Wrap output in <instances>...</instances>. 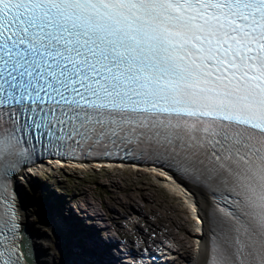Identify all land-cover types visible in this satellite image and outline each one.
<instances>
[{
    "label": "snow or ice",
    "instance_id": "1",
    "mask_svg": "<svg viewBox=\"0 0 264 264\" xmlns=\"http://www.w3.org/2000/svg\"><path fill=\"white\" fill-rule=\"evenodd\" d=\"M120 153L200 192L198 264H264V0H0V264H39L19 165Z\"/></svg>",
    "mask_w": 264,
    "mask_h": 264
},
{
    "label": "rangeland",
    "instance_id": "2",
    "mask_svg": "<svg viewBox=\"0 0 264 264\" xmlns=\"http://www.w3.org/2000/svg\"><path fill=\"white\" fill-rule=\"evenodd\" d=\"M82 167L81 170L70 164H55V167L44 164L37 170H31L33 173H29L27 182H23L27 192L29 218L39 230L44 256L50 264H74L73 259L82 258L81 254L75 256L72 253L81 252L80 248L67 245L68 242L74 243L75 240L71 239L72 227L67 213L76 215L75 210L81 211L84 206H88L93 214L110 215V217L106 216L104 219L99 217L102 219L93 221L98 227L97 230H100V235L105 234L101 231L103 225H108L109 229L117 235L113 238L114 240L123 239L124 231L131 230L136 219L148 218L161 227L158 232L151 235L156 239L153 242L163 237L174 238L177 241L174 245H182L187 250L186 254L196 249L194 243L196 238L193 237L195 231L186 200L174 186L160 177V172L157 174L131 167L123 169H97L89 165ZM55 186L58 189H54ZM60 201L66 203L64 206L66 209H63L64 223L58 220L63 207ZM142 204L145 205V209L140 212L139 206ZM123 207H129L131 214L118 218L117 213L121 212L119 208L123 209ZM114 211L117 213H113ZM137 211L140 214H137ZM78 234L76 232L74 236L80 237V235L77 236ZM151 242L149 238L136 239L131 246L136 249L137 245H149ZM174 256L177 255L174 254Z\"/></svg>",
    "mask_w": 264,
    "mask_h": 264
},
{
    "label": "bare ground",
    "instance_id": "3",
    "mask_svg": "<svg viewBox=\"0 0 264 264\" xmlns=\"http://www.w3.org/2000/svg\"><path fill=\"white\" fill-rule=\"evenodd\" d=\"M50 164H51V166L54 165V167H55V164L58 165L59 163L55 160H52ZM42 165L44 166V164H42ZM139 167L141 168V166H139ZM31 170H32V168H27V167L23 168L15 176L16 191L19 193V197H20L22 203L24 204V206L26 207V210H27V200H26V193L27 192H25L23 182H27L28 177H30V176H28V174L31 172ZM154 170L159 171L160 169L155 168ZM168 176L171 177V182L174 186L179 187L180 189L187 191V194L185 197L188 198V203L189 204L191 203L192 207H193L194 202L199 204L200 213H201V215H203L204 201H203V198H202L200 192L198 190L192 189L189 185H186L180 179H178L176 177H172L170 174ZM177 191H179V190H177ZM181 194H184V193H181ZM60 202H62V201H60ZM65 204H66L65 202H62V205H63V207L61 208L62 214L58 218L59 222H61V223H64L63 219H65V216H63V214H64L63 209H66V207H64ZM139 207H140V212H142L145 209V205H143V204L140 205ZM82 209H83L82 210L83 214L86 213L89 221L91 218L92 222L96 221V220H100L102 218L104 219L106 216L110 217V215H103L102 213L93 214L92 212H90V209L88 206H84ZM119 209L121 210V212L117 213L118 210L113 212V213H117V215L119 216L118 218H123V217L129 216L131 214L129 207H123V209L122 208H119ZM140 212L137 211L136 213L140 214ZM88 213H89V216H88ZM110 213L112 214V212H110ZM27 214H28V217H27L28 224L30 226V230L33 231V233H34L36 244H37V257H36V259H38L39 264H50L49 260L44 256L43 245H42V242L40 241V238H39L40 237L39 236V230H38V228H36L34 226V224L32 222L33 220H31L29 218L28 210H27ZM56 214H58L57 211H56ZM67 214H68L69 219H70L69 224L72 227L71 231H70L71 239H75L74 243H72L73 241H71L70 243L68 242L67 245L70 244V247L72 246V248H80V250L82 247L87 249V255H82L81 252H77V251L72 252L75 256H78L80 254L82 256V258L77 257L76 259H73V263L75 261L84 260V259L92 260V261H99L100 264H116V261H120V259H117V257L119 256L120 252H122V251L120 250V248H116L119 245L118 240H114L113 242L107 243L104 240V238L99 234L100 230H96L94 228V226H90V225H88L87 222H83L82 220H80L78 218V216L76 218V215H74V213H67ZM90 214H91V216H90ZM141 215H143V214H141ZM99 217H102V218H99ZM141 222H142V225H141ZM102 228L103 229L101 231H103V232H111L108 225H103ZM160 229H161L160 225L157 222L153 221L152 219H148V218H144V219L141 218L140 220L136 219V221L133 223L132 229L124 231V238L121 239L123 241V251L128 252L131 255H134L136 253V249L132 248V246H131L132 243L136 239H143L144 240L146 238H149L152 241H155L156 239L153 238L151 235L153 233L158 232ZM58 231H60V230L58 229ZM76 232L79 233L77 236L80 235V237L76 238L74 236V234ZM65 233H66V230H65ZM194 236L196 237L197 240L200 238V235H198V236L193 235V237ZM172 240H175V239L173 238ZM197 240H195V245H196ZM138 242H140V241H138ZM157 242H160V240H157ZM116 250H117V254L114 255V253H112V251H116ZM175 252L177 255L176 256L177 259L172 264H198V252H197V250H192V252L190 254H186L187 250L182 245H180V246H178V248Z\"/></svg>",
    "mask_w": 264,
    "mask_h": 264
},
{
    "label": "trees",
    "instance_id": "4",
    "mask_svg": "<svg viewBox=\"0 0 264 264\" xmlns=\"http://www.w3.org/2000/svg\"><path fill=\"white\" fill-rule=\"evenodd\" d=\"M54 188L58 189L56 186H55ZM36 201H37V200H36Z\"/></svg>",
    "mask_w": 264,
    "mask_h": 264
}]
</instances>
